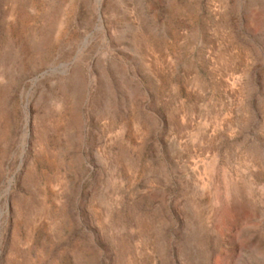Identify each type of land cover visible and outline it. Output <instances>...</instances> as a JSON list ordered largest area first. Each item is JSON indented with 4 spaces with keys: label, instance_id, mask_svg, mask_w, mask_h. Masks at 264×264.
<instances>
[{
    "label": "rangeland",
    "instance_id": "374dc122",
    "mask_svg": "<svg viewBox=\"0 0 264 264\" xmlns=\"http://www.w3.org/2000/svg\"><path fill=\"white\" fill-rule=\"evenodd\" d=\"M0 264H264V0H0Z\"/></svg>",
    "mask_w": 264,
    "mask_h": 264
}]
</instances>
